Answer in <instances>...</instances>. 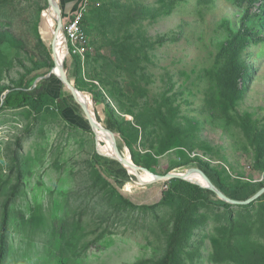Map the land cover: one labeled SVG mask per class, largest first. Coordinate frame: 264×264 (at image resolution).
<instances>
[{
    "label": "rangeland",
    "instance_id": "obj_1",
    "mask_svg": "<svg viewBox=\"0 0 264 264\" xmlns=\"http://www.w3.org/2000/svg\"><path fill=\"white\" fill-rule=\"evenodd\" d=\"M173 1L177 3L169 9ZM241 2L239 6L230 0H86L85 28L91 57L86 54L76 57L79 69L72 67L68 77L75 86L82 85L87 90L97 87L115 109L118 106L112 102L110 92L126 105H140L150 98L166 103L164 109L175 110L174 119L186 133V144L159 156L158 169L173 170L186 157H199L222 172L227 188H233L236 180L258 181L261 172L251 165L254 151L234 121L227 125L203 111L205 86L197 78L203 68L210 66L217 42L225 37L226 29L238 28L245 8H250L251 17L264 5V0ZM46 7V0H0V84H12L27 68L33 67V62L44 61L36 26ZM46 12L45 18L49 17ZM248 25L252 31L255 28L260 41L249 44L242 54L251 78L237 110L262 123L264 23L255 18ZM54 27L52 37L57 31L56 23ZM46 36L44 32V40ZM48 87L58 100L69 95L55 81ZM96 109L103 118L102 105L98 104ZM77 110H73L74 114L66 113V117H78L79 127L62 119L56 107L37 120L27 108L0 111V175L9 180L7 188L0 192V214L9 186L21 179L19 191L9 205L11 253L6 264H50L48 257L59 252L60 230L70 242L64 248L69 260L61 264L155 261L163 254L173 213L171 206L157 205L164 190L162 182L142 185L127 171L131 177H120L123 184L119 191L137 205L154 207L124 210L123 206L114 205L119 201L107 194L109 188L93 187L88 160L96 150V141L91 128L87 130L85 116L80 108ZM125 117L135 122L133 116ZM98 131L110 146L107 134L102 129ZM109 137L125 156L131 155L118 136L111 133ZM137 147L144 152L143 147ZM177 151L182 152L180 157ZM13 157L18 160L15 162ZM100 183L101 180L94 185ZM226 192L236 200H245L251 194L245 189ZM231 205L229 211L234 217L241 218L243 212L244 219L253 222V207L248 215L245 209ZM38 208L47 225L36 229V233L35 225L28 228L24 237L22 217L30 218ZM226 215L223 207L200 208L198 225L183 254L184 264L240 263L229 259L214 261L212 256L211 237L217 236V228L226 222ZM52 224L55 236L49 229ZM239 236L242 240L245 237ZM43 255L47 258L42 259ZM239 260L242 261L241 256Z\"/></svg>",
    "mask_w": 264,
    "mask_h": 264
},
{
    "label": "trees",
    "instance_id": "obj_2",
    "mask_svg": "<svg viewBox=\"0 0 264 264\" xmlns=\"http://www.w3.org/2000/svg\"><path fill=\"white\" fill-rule=\"evenodd\" d=\"M230 1L234 2L235 5L241 6V1H244L246 4H252L258 0ZM175 3L177 1H173L172 5H169V9H172ZM258 10L259 13H255L250 17L248 16L250 8H245L246 14L244 12L238 28L231 27L226 29L225 37L217 42L216 51L214 52L210 66L203 68L198 73L197 78L205 86L203 111L213 120H221L222 123L227 125L232 124L234 121L235 126L241 130L246 142L254 151L251 165L253 166V170L261 172L262 178L253 182L249 180H236L233 183V188H227L222 172L212 169L207 161L199 157L193 159L186 157L183 163H181L182 165H179L181 167L193 162L199 164L205 170L211 181L230 198L234 197L229 195L226 190L245 189V191H251V194L248 195L250 197L259 188L264 186V120L262 123H259L249 113H240L237 110L239 103L243 100L246 90L249 87V79L251 78L242 59V54L249 44L260 41L259 36L255 32V28L253 27L252 31V27H249L248 23L255 18L261 21L263 20L264 23V5L258 8ZM66 22V17H63V25ZM86 22H88V19L84 15L82 20L84 30L86 29ZM38 26L37 24L36 34L38 42H40L44 49L45 59L42 62H33V67L27 68L12 84H0V111L4 109L17 110L27 108L28 112L33 114L34 119L37 120L45 111L56 107L62 119L67 121L71 126L79 127L77 124L78 117L74 115H71V118L66 117V113L74 114L73 110L78 112L77 109L80 108L72 99L71 95L63 96L58 100V97L49 90L50 88L48 86L51 84V81H55L57 85L64 87L56 76L53 75L50 78L42 79L34 86L36 78L47 74L53 67V61L43 39L40 37ZM87 32L86 29V35ZM55 36L56 32L54 37H52L53 44L56 46ZM88 53H86L87 58L91 57L90 53ZM76 57L78 56L69 55L65 58L64 67L67 74H69L72 67H79L80 61ZM43 69L46 70L42 71ZM76 87L91 96L97 118L108 129L119 135V138L129 148L131 158L136 165L143 166L151 172L160 175L172 170V167L166 170L158 169V157L172 152L173 148L181 144H186V133L174 119L175 110L170 108L164 109L167 105L166 103H162V101L153 102L150 98L140 105L137 103H133L132 106L130 104L126 105L122 98L110 92L113 99L112 102L118 106L115 109L107 100L105 93L97 87L94 89L90 88L89 90L85 89V87L83 88L82 85L78 86V84ZM7 90L8 92L3 97V93ZM73 97L78 99L74 93ZM98 104H101L103 107V118L99 116V112L96 109ZM125 115L133 116L135 122L127 119ZM85 122L88 124L89 129L87 130H90L88 120L85 119ZM139 140L140 143L138 145ZM98 141L102 145L108 146L104 143L102 136L98 137ZM137 146L143 147L144 152H140ZM181 155L182 152L177 151V157ZM12 160L16 162L18 158L13 157ZM88 164L91 168L93 187L109 188L107 194L111 198L114 197L119 201L114 205L123 206L124 210L138 206L141 208L154 207L145 204L137 205L119 191L118 187L123 184L120 177L125 176L130 178L131 176L117 161L102 156L94 150L88 160ZM190 166L194 165L190 164L187 167L189 168ZM194 167L189 168L186 172L196 177H203L199 168ZM198 179L202 180L200 178ZM100 180V185H94L99 183ZM8 182V178L0 175V192L7 188ZM20 182L21 179L18 178L17 183L9 186L7 192L9 194L4 197L1 204L0 264L8 263L7 259L11 253L9 205L14 200L15 192L19 191ZM162 185L164 186V190L157 205L167 204L173 210L170 228L166 231L163 254L155 261H140L135 264H184L185 259L183 254L198 225L199 221L197 220V216L201 207H223L226 209V222L221 225L220 229L217 228V236L211 237L214 261L229 259L240 262L241 264H264V193L254 202L247 205H238L242 209H245L244 212L246 211L248 215H250V210L253 207L254 219L252 223H248L244 219L245 214L243 212L241 218L234 217L232 211H229L232 205L220 198L218 199L216 194L207 188H202L199 185L180 178L166 180L162 182ZM29 219H35V222L32 223ZM46 221V217L39 208L33 210L30 218L22 217L23 236L25 237L26 230L34 225L36 226L34 233H36V229L47 225ZM49 229L52 236H55L56 228L54 224L49 226ZM238 234L242 237L245 236L244 239L242 240ZM58 235L60 238L59 252L53 257H48L50 264H61L69 260L64 255V248L70 246V242L61 230ZM240 256L242 261L239 260ZM46 258V256H42V259Z\"/></svg>",
    "mask_w": 264,
    "mask_h": 264
},
{
    "label": "water",
    "instance_id": "obj_3",
    "mask_svg": "<svg viewBox=\"0 0 264 264\" xmlns=\"http://www.w3.org/2000/svg\"><path fill=\"white\" fill-rule=\"evenodd\" d=\"M46 1H47V7L42 11L41 20H40L39 25H40V28L42 30V39H43L44 44L46 45V47L49 51L51 59L53 61V67L51 68V70L47 74L39 76L38 78H36V80L34 81V86L37 84L38 81L45 79V78H50L53 75L56 76L62 82V84L64 85V87L68 91L69 95H71L72 99L79 105L81 112L83 113L85 118L88 120L91 131L93 132L94 137H95L96 152L98 154L117 161L129 173L134 174L138 178L139 183L142 185H147V184H152V183H160V182H164L166 180L172 179V178H180V179L186 180L190 183L199 185L202 188H207V189L211 190L212 192H214L216 194V196L218 198H220L221 200L228 202L230 204H235V205L248 204V203L254 202L257 200V198H259V196L262 193H264V186H262L252 196L248 197L247 199L236 200V199L230 198L227 195H225L211 181V179L208 177L205 170L199 164H197L195 162L190 163V164L199 168V171L201 172V175L203 176L204 181H205L204 184H201L200 182H198L196 179H193L189 175H187V176L183 175V172L187 171V166L190 164L183 165L181 167H178V168H175L171 171H168L165 174L160 175V174H156V173L151 172L149 169H147L143 166L136 165L133 162L131 155H129L128 157L125 156L121 152V150L119 149L117 143L115 141L111 140L109 137V134H111V133L113 135H115V137L116 136L119 137V135L116 134L115 132L111 131L110 129H108L104 125V123H102L96 117V113H95L93 104H92L93 110L91 113L80 102L79 99H75L73 97V93H75L76 96L79 98V96L84 92L82 90H80L79 88H77L75 86V84L69 79L67 71L65 70V67H64V61H65L66 54H65V56L63 55V59H60L58 54H57V49H56L55 45L53 44V40H52V31H53V27L55 26V23H56L62 31L63 41H64L62 10L60 8L58 0H46ZM45 10L47 11L46 13L49 14V17H47V18H45V14H44ZM44 32L47 35L45 40L43 38ZM7 92H8V90L3 93V97L6 95ZM99 129H102L107 134V140L110 144V147L112 148L111 153H104V152L100 151V149H99V143L100 142L98 141V138H97V132ZM141 173L147 174L149 176V180L146 181V180L141 179L140 178Z\"/></svg>",
    "mask_w": 264,
    "mask_h": 264
},
{
    "label": "built area",
    "instance_id": "obj_4",
    "mask_svg": "<svg viewBox=\"0 0 264 264\" xmlns=\"http://www.w3.org/2000/svg\"><path fill=\"white\" fill-rule=\"evenodd\" d=\"M85 9L86 0L79 4L72 17L63 25V49L67 55L84 57L90 51L91 47L82 24Z\"/></svg>",
    "mask_w": 264,
    "mask_h": 264
},
{
    "label": "bare ground",
    "instance_id": "obj_5",
    "mask_svg": "<svg viewBox=\"0 0 264 264\" xmlns=\"http://www.w3.org/2000/svg\"><path fill=\"white\" fill-rule=\"evenodd\" d=\"M56 49H57V54L59 56L60 59H63V54L65 56V51L63 49V35H62V31L60 29V27L57 25V31H56ZM75 94V93H74ZM76 95V94H75ZM79 100L80 102L86 106L87 110L89 112L92 113V101L85 95L81 94L79 96ZM102 135V133H100L99 131L97 132V138ZM99 149L100 151L104 152V153H111L112 152V148L110 146H104V145H101L99 143ZM128 157V156H127ZM183 175L187 176H191L193 179H196L198 182H200L201 184H204L205 181H204V178L203 177H196V176H193L187 172H183ZM141 178L148 181L149 180V176L145 173H141ZM198 178L202 179V180H199Z\"/></svg>",
    "mask_w": 264,
    "mask_h": 264
},
{
    "label": "crops",
    "instance_id": "obj_6",
    "mask_svg": "<svg viewBox=\"0 0 264 264\" xmlns=\"http://www.w3.org/2000/svg\"><path fill=\"white\" fill-rule=\"evenodd\" d=\"M63 17L68 21L71 14L78 8L79 4L84 0H59Z\"/></svg>",
    "mask_w": 264,
    "mask_h": 264
},
{
    "label": "clouds",
    "instance_id": "obj_7",
    "mask_svg": "<svg viewBox=\"0 0 264 264\" xmlns=\"http://www.w3.org/2000/svg\"><path fill=\"white\" fill-rule=\"evenodd\" d=\"M82 2H83V1H82ZM65 54H66V53H65ZM67 56H69V55L66 54V57H67ZM66 57H65V58H66Z\"/></svg>",
    "mask_w": 264,
    "mask_h": 264
}]
</instances>
